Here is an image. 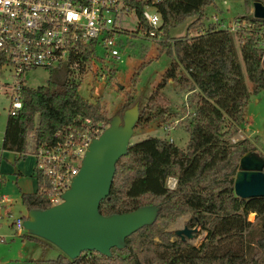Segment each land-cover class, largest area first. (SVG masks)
Wrapping results in <instances>:
<instances>
[{
  "label": "trees",
  "instance_id": "1",
  "mask_svg": "<svg viewBox=\"0 0 264 264\" xmlns=\"http://www.w3.org/2000/svg\"><path fill=\"white\" fill-rule=\"evenodd\" d=\"M245 1L264 3V0ZM212 2L160 0L156 3L162 20L158 49L173 59L148 98L147 106L150 109L165 106L166 100L158 90L169 79L182 80L189 86L195 108L178 122L189 133L187 145L182 149L172 141L154 136L130 145L128 151L139 155L146 165L145 184L135 189L111 188L109 196L99 205L100 212L108 215L144 204H156L157 218L126 237V245L120 249L128 254L123 262H118L112 254L107 256L91 250L76 258L61 253L54 258L41 259V264H252L264 253V195L242 198L233 188V175L240 156L255 146L247 138L236 142L230 140L243 120L249 96L242 65L252 90L264 89V67L260 64L264 18L253 15L240 18L239 25L244 26L237 30V34L240 33L239 53L232 30L214 23L192 35L169 34L171 27L188 16H193L190 25H202L206 7ZM143 3L136 1L133 4L137 13V32L150 29L142 14ZM91 55V50L85 48L86 63L79 67V72L86 64H91ZM146 61L150 59L144 60L133 72L131 81L134 85L138 69ZM180 69L183 73H179ZM48 71L46 83L23 86L22 107L6 117L1 149L18 152V158L29 153L30 147L53 140L56 130L74 122L78 116L110 120L98 100L90 101L80 94L79 79L73 77L68 63L50 67ZM136 102L139 103L137 96L127 93L118 113L121 115ZM144 115L142 111L139 119ZM30 134H33L31 141ZM168 175L177 178L173 189L166 186ZM21 199L27 210L50 206L38 180L36 190L21 192ZM185 211H191L195 224L206 232L198 245L177 235L172 237L174 233L157 224L161 216L173 217ZM250 212L258 218L255 241L251 240L253 221L248 219ZM24 235L43 240L29 232ZM252 242L260 249L253 251Z\"/></svg>",
  "mask_w": 264,
  "mask_h": 264
},
{
  "label": "rangeland",
  "instance_id": "2",
  "mask_svg": "<svg viewBox=\"0 0 264 264\" xmlns=\"http://www.w3.org/2000/svg\"><path fill=\"white\" fill-rule=\"evenodd\" d=\"M252 10L253 2L251 1L213 0L206 7L202 25H190L193 16H188L177 26L171 27L169 34L171 36L192 35L201 29H206L209 23H214L232 30L239 53L240 33L237 34L240 26L239 20L243 15L246 18L252 15ZM122 25L125 26L126 30L120 32V53L118 57H105L103 49H101L97 51V54L103 56L104 60L98 61V66L91 62V64H86L80 72L79 70L73 72V77L79 79L80 94L90 101L98 100L109 119L118 113L127 93L131 92L134 96H137L139 99L138 117L128 148L130 145L134 146L139 140L154 136L172 141L180 148L185 149L189 133L178 122L181 118L188 117L187 115L195 108V104L191 101L192 89L186 86L182 80L169 79L168 83L158 90L166 100L165 106H158L155 109L148 108L147 100L155 90L173 57L167 55L165 51L160 52V49H158L160 35L151 37L145 36L141 30L135 31L137 29V13L135 11H131L129 15L125 16ZM243 26L244 24L240 27ZM149 59L150 61H146L138 69L139 74L134 85L131 81L133 72L144 60ZM242 71L249 90V96L244 108L243 120L232 136L237 135L238 140L249 139L264 156V89L253 91L244 65H242ZM179 73H183V70L180 69ZM48 77L49 71L47 68L36 67L26 74L25 79L30 86H36L46 83ZM0 80H11V76L8 72H1ZM195 90L197 92L198 88L196 87ZM8 103L9 98L0 92V174L3 178L0 191L9 195L14 201L11 206V216L0 218V264H41V259L54 258L63 251L45 238L38 241L25 236L26 229L22 230L23 235H19L11 226L13 217L25 214L27 211L21 199V191H28L35 185L33 177L30 175L32 168L35 166V157L32 152L18 158L16 153L14 154L9 150L1 151L3 150L1 149V139L8 115ZM142 111L145 112V115L139 119ZM108 123L109 121L106 125ZM30 138L29 136L31 141ZM30 149L32 148L30 147ZM15 170L21 172L15 173ZM18 175L23 176L26 182H19L16 179ZM233 176L235 177V175ZM145 177L146 165L144 161L136 153L127 150L116 162L111 188L120 190L135 189L140 184H145ZM194 218L195 216L191 211H185L173 217L161 216L157 219V224L172 233L175 229L182 228L184 225L197 227L194 236L186 239V241L198 245L204 239L206 232L197 223L195 224ZM248 219L253 221L251 240L255 241V226L258 218L254 212H250ZM155 240L158 239L155 237ZM251 244L255 248L253 251L260 249L256 243L252 242ZM120 249H111V251L118 262H123L128 254L125 250ZM90 252L91 250H85L81 254H89ZM254 262L264 264V253H261L251 263L254 264Z\"/></svg>",
  "mask_w": 264,
  "mask_h": 264
},
{
  "label": "built area",
  "instance_id": "3",
  "mask_svg": "<svg viewBox=\"0 0 264 264\" xmlns=\"http://www.w3.org/2000/svg\"><path fill=\"white\" fill-rule=\"evenodd\" d=\"M136 1H143L142 14L150 29L145 36L158 37L162 29L156 3L160 0H0V73L8 72L11 80H0V92L9 98L7 111L15 114L23 105L26 74L36 68H50L68 63L78 71L86 63L85 48L91 50L90 61L97 65L105 57H118L123 19ZM260 64L264 67V25L261 28ZM98 66V65H97ZM103 119L78 116L54 132V139L29 149L35 157L34 175L50 205L63 200L93 137L107 126ZM33 134H30L32 137ZM231 141L238 140L237 135ZM0 174V186L2 183ZM177 178L166 177L168 188H175ZM12 198L0 191V218L11 216ZM26 214V213H25ZM25 214L13 217L11 226L22 233Z\"/></svg>",
  "mask_w": 264,
  "mask_h": 264
},
{
  "label": "water",
  "instance_id": "4",
  "mask_svg": "<svg viewBox=\"0 0 264 264\" xmlns=\"http://www.w3.org/2000/svg\"><path fill=\"white\" fill-rule=\"evenodd\" d=\"M252 13L264 18V3L254 1ZM137 117L136 102L110 118L103 131L90 141L78 172L62 193L63 200L26 211L23 226L27 232L49 240L70 258L85 250L110 256L113 247L123 248L128 235L157 218L156 204L108 215L99 210L100 201L109 196L116 162L128 150ZM233 188L242 198L264 195V156L256 149L240 156ZM196 230L184 225L173 232L186 240Z\"/></svg>",
  "mask_w": 264,
  "mask_h": 264
},
{
  "label": "crops",
  "instance_id": "5",
  "mask_svg": "<svg viewBox=\"0 0 264 264\" xmlns=\"http://www.w3.org/2000/svg\"><path fill=\"white\" fill-rule=\"evenodd\" d=\"M224 3V2H223ZM233 20H234V18H232ZM181 35V34H180ZM29 85V84H28ZM5 122H6V120H5ZM4 128H5V124H4V127H3V133H4ZM3 133H2V138H3ZM1 143H2V139H1ZM257 151H259V149H257V148H255ZM1 151H7L6 149H3V150H1ZM10 152H13L14 154L16 153V157L17 156H19V153L18 152H16V151H12V150H9ZM260 152V151H259ZM262 153V152H261ZM16 172L15 173H20L21 171H19L18 170V172H17V170H15ZM32 177H33V181L35 182V185H34V187L32 188V189H30V190H28V191H24V190H22V187H21V192H26V193H33L35 190H36V188H37V179H36V177H35V175H34V168H32V171H31V174H30ZM16 179L17 180H19V182H22V183H25L26 181L24 180V177L23 176H21V175H18L17 177H16ZM16 181V180H15ZM19 235H21V233L20 232H17ZM40 241V240H39ZM42 242V241H41Z\"/></svg>",
  "mask_w": 264,
  "mask_h": 264
}]
</instances>
